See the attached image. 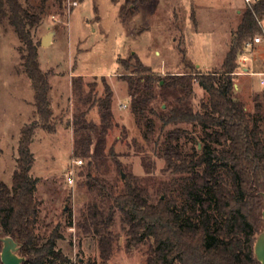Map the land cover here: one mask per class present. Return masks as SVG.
<instances>
[{"label": "rangeland", "instance_id": "rangeland-1", "mask_svg": "<svg viewBox=\"0 0 264 264\" xmlns=\"http://www.w3.org/2000/svg\"><path fill=\"white\" fill-rule=\"evenodd\" d=\"M19 2L39 17V22L30 28V36L37 44L39 66L48 77L52 114L48 122L37 115L34 90L22 65L24 44L10 23L3 20L0 22V182L10 185L16 168L20 129L36 122L30 144L34 157L30 175L36 180L38 202L35 231L43 242L58 227L61 237L55 240V249L69 262L100 264L97 237L77 225L86 206L96 202L106 214L113 197L123 191L126 180L133 181L132 177L150 195V201H156L162 189L173 186L179 177L165 170L164 160L157 154L164 144L165 132L174 127L187 130L188 136L176 141L185 153L192 150L205 132L201 126L187 123L169 124L161 129L160 120L151 114L152 141L145 143L141 137L144 123L136 122L127 82L118 76L123 71L118 58L136 54L142 64L150 67L155 79L167 80L169 75L190 70L182 61V52L199 71H219L242 13L249 5L243 0H67V13L63 17L54 0ZM259 21L264 23V17ZM51 31V43L42 46L41 38ZM245 54L252 64L249 60L242 63L241 53L236 59L238 67L247 65L250 70H264V50L254 47ZM75 78L78 86L72 84ZM106 84L113 92L110 126L103 134L100 153L89 166L88 158L72 154L79 137L73 121L85 112L86 121L101 124L100 102L94 100L105 96ZM165 90L155 87L157 93ZM261 91L264 85L259 83L257 73L234 76V95L245 103L247 111H252V96ZM167 95L164 101L158 94L149 106L155 111L167 110L173 94ZM188 101L194 111L200 110V104L208 101V94L193 81ZM121 104L125 107L119 108ZM93 137L96 138L95 134ZM78 160L76 164L74 161ZM260 216L259 231L264 228V210ZM113 218L110 231L115 240L106 264H144L150 242L143 240L128 251L125 226L117 210Z\"/></svg>", "mask_w": 264, "mask_h": 264}, {"label": "trees", "instance_id": "trees-1", "mask_svg": "<svg viewBox=\"0 0 264 264\" xmlns=\"http://www.w3.org/2000/svg\"><path fill=\"white\" fill-rule=\"evenodd\" d=\"M54 1L64 17L67 0ZM262 17L264 0L246 7L219 71H199L182 52V61L190 70L169 75L167 80L155 79L150 67L142 64L136 54L118 58L117 63L123 69L118 76L127 82L136 122L144 123L141 137L145 143L152 141L151 114L158 117L161 129L169 124L187 123L199 125L205 132L189 153L183 152L176 143L188 136L186 129L174 127L165 132L164 144L157 154L163 158L165 170L179 177L173 186L162 189L156 201H150V195L132 177L133 181L126 180L123 191L113 197L106 214L96 202L86 206L77 225L97 237L100 264H106L113 251L115 237L110 227L115 210L125 226L128 251L143 240L150 242L144 264H259L253 243L264 210V91L252 96L253 108L247 111L245 103L234 95L232 73L238 68L236 59L244 43L260 31L258 20ZM3 20L10 23L24 44L22 65L34 90L36 113L48 122L52 114L48 99L50 85L39 66L37 44L30 36V28L39 22V17L24 8L19 0H0V22ZM76 81L73 79L72 84L78 86ZM193 81L208 94V101L202 102L201 109L196 111L188 101ZM155 87L169 91L157 93ZM105 91L103 98L94 100L100 102L99 126L86 121L85 112L73 121L79 137L72 154L88 158L89 166L100 153L103 134L110 126L113 92L107 84ZM168 93L173 94V100L167 110L155 111L149 106L158 94L167 100ZM35 126L36 122H31L20 129L11 183L0 182V237L10 236L17 241L20 245L17 253L25 258L22 264H81L78 260L69 262L55 249V240L61 237L58 227L43 242L35 231L38 202L36 180L30 175L34 163L30 144ZM134 143L143 149L140 143L135 140ZM116 164L121 168L118 161ZM1 247L0 240V251Z\"/></svg>", "mask_w": 264, "mask_h": 264}, {"label": "water", "instance_id": "water-1", "mask_svg": "<svg viewBox=\"0 0 264 264\" xmlns=\"http://www.w3.org/2000/svg\"><path fill=\"white\" fill-rule=\"evenodd\" d=\"M53 31L48 32L41 38V45L47 46L51 43ZM199 147V144H198ZM123 177V174L121 173ZM2 247L0 251V261L2 264H22L25 260L23 256H20L17 251L20 245L10 236H1ZM253 253L259 264H264V228H262L257 235L253 243Z\"/></svg>", "mask_w": 264, "mask_h": 264}, {"label": "built area", "instance_id": "built-area-1", "mask_svg": "<svg viewBox=\"0 0 264 264\" xmlns=\"http://www.w3.org/2000/svg\"><path fill=\"white\" fill-rule=\"evenodd\" d=\"M256 1L258 0H243V2L249 6L255 3ZM258 25H259L260 31L257 34H255L251 39H249L248 41L244 43L242 56H241L242 63L249 60V57L245 54L247 51L253 49L254 47L264 46V23L258 20ZM253 73H257V72H254L245 66H239L238 70L236 69V71L233 72L232 74L240 75V74H253ZM257 74L261 76L260 84L264 85V77H262L264 76V72H258ZM123 107H125V105L123 104L119 105V108H123ZM74 162L77 164L80 162V160L74 161ZM69 182H72V180L69 179Z\"/></svg>", "mask_w": 264, "mask_h": 264}, {"label": "crops", "instance_id": "crops-1", "mask_svg": "<svg viewBox=\"0 0 264 264\" xmlns=\"http://www.w3.org/2000/svg\"><path fill=\"white\" fill-rule=\"evenodd\" d=\"M259 48H261L262 50H264V46H262V47H259ZM249 61L251 62V64H252V60H251V58H249ZM245 67H247V68H249V66H247V65H244ZM252 71H254V72H264V70H252ZM260 75H259V83H260ZM262 77H264V76H262ZM235 87H237V86H235Z\"/></svg>", "mask_w": 264, "mask_h": 264}]
</instances>
